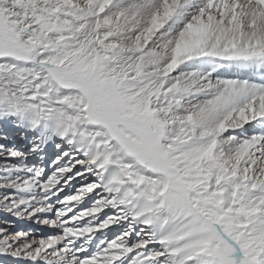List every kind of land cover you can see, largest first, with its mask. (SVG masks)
<instances>
[{"label": "snow or ice", "instance_id": "1", "mask_svg": "<svg viewBox=\"0 0 264 264\" xmlns=\"http://www.w3.org/2000/svg\"><path fill=\"white\" fill-rule=\"evenodd\" d=\"M15 135L0 264H264V0H0Z\"/></svg>", "mask_w": 264, "mask_h": 264}, {"label": "rangeland", "instance_id": "2", "mask_svg": "<svg viewBox=\"0 0 264 264\" xmlns=\"http://www.w3.org/2000/svg\"><path fill=\"white\" fill-rule=\"evenodd\" d=\"M12 142H15L18 145H22V146H25V147L27 145V141L20 140L18 135L13 136V138L11 140L0 141V143H12ZM54 152H55L54 146H50L49 149H48V155L51 156V155L54 154ZM33 162H35V157H29V163H33ZM46 163H47V161H46ZM77 183H78V181H77ZM5 216H6L5 213L0 212V218H3ZM7 218L14 220V218L10 217V216H8ZM14 224H15V228L16 229H21V228L28 229V228H37L38 227L36 224H34L33 222L28 221V220H14ZM41 230L42 231H47V229H43V228ZM7 264H11V261L9 260L7 262Z\"/></svg>", "mask_w": 264, "mask_h": 264}]
</instances>
